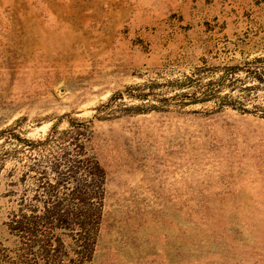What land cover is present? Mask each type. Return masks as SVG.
<instances>
[{
	"label": "rangeland",
	"instance_id": "374dc122",
	"mask_svg": "<svg viewBox=\"0 0 264 264\" xmlns=\"http://www.w3.org/2000/svg\"><path fill=\"white\" fill-rule=\"evenodd\" d=\"M0 264H264V0H0Z\"/></svg>",
	"mask_w": 264,
	"mask_h": 264
}]
</instances>
